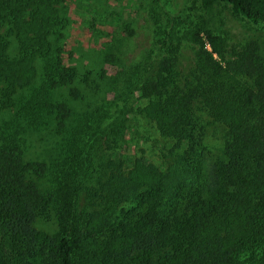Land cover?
<instances>
[{"label": "trees", "instance_id": "1", "mask_svg": "<svg viewBox=\"0 0 264 264\" xmlns=\"http://www.w3.org/2000/svg\"><path fill=\"white\" fill-rule=\"evenodd\" d=\"M68 1L0 0V264H264V55L211 18L224 2L264 22V0L193 2L180 32L196 45L192 70L179 74L174 24L130 68L127 99L111 112L68 103L85 99L78 81H95L64 63ZM62 87L68 97L56 98ZM134 114L167 144L165 166L124 154ZM49 127L54 148L31 151L29 135Z\"/></svg>", "mask_w": 264, "mask_h": 264}, {"label": "rangeland", "instance_id": "2", "mask_svg": "<svg viewBox=\"0 0 264 264\" xmlns=\"http://www.w3.org/2000/svg\"><path fill=\"white\" fill-rule=\"evenodd\" d=\"M196 1L69 0L64 10L69 23L64 29L61 41L65 49L64 63L76 66L80 73L93 70L95 81L90 85L81 81L77 82L80 89L85 92L84 100L68 97L67 87L60 88L55 94L56 98L66 95L68 103L79 111L84 106V108L89 106L91 109L102 106L110 112L116 111L118 106L124 104L127 99L126 81L132 72L130 68L144 61L149 54L155 55L158 52L157 49L161 48L158 41L168 34L174 24L179 23L180 25L173 29L180 37L178 71L181 76L188 75L195 65L196 45L187 39L181 40L180 32L187 27L189 20L185 21V19L192 17L191 4ZM177 12H183V14L187 12V15L183 16L185 18L178 19ZM211 18L213 28L232 42L258 40L261 53L264 55V22L253 23L244 19L235 14L231 6L224 2L215 4ZM175 19L178 20L175 22ZM127 24L130 25L128 29ZM131 28L134 30L132 35L129 34ZM12 53L15 52L12 51ZM108 53L113 54L114 57L106 62L105 55ZM42 77V72H40L33 87L40 85ZM96 84L99 85L98 88L94 86ZM28 90L24 93H28ZM138 95L139 93L136 92L135 97ZM133 105L134 107L141 105V100H134ZM18 107L19 105L2 110L1 114L7 117L15 113ZM141 117L136 114L131 115V120L128 122L131 135L126 136L129 145L125 144L122 150L124 154L130 152L142 154L144 150L143 154L149 160L163 167L165 166L163 152H166L165 145L167 144L154 130V126ZM203 122L206 123L205 118ZM215 127L209 128L206 132L205 139L208 148L202 156L204 160L211 161L214 152L213 145L219 141L220 131ZM34 133L29 135L33 140L32 143L29 141L31 151L39 152L46 148L50 151L54 148V132L50 127L49 130L41 129Z\"/></svg>", "mask_w": 264, "mask_h": 264}]
</instances>
